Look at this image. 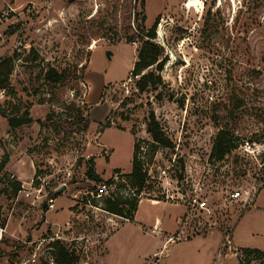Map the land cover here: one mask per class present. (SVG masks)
<instances>
[{"label": "rangeland", "instance_id": "374dc122", "mask_svg": "<svg viewBox=\"0 0 264 264\" xmlns=\"http://www.w3.org/2000/svg\"><path fill=\"white\" fill-rule=\"evenodd\" d=\"M108 1L0 0V59L14 62L12 93L0 92V104H20L34 120L10 128L0 115V264H55L56 240L76 251L78 264L154 257L160 264H264V257L243 254L264 251V169L240 146L264 137V0H198L191 8L187 0H145L139 11L146 29L161 17L154 40L163 52L160 102L135 88L131 71L141 42H125L120 14L118 42L108 30L86 39L81 23L109 18ZM48 68L71 76L47 83L38 75ZM150 110L173 148L152 142ZM220 128L232 132L236 148L214 161L209 154ZM136 141L150 180L137 196L134 221H126L107 212L103 200L133 197L125 175ZM89 166L102 181L88 177ZM37 169L42 191L54 199L47 214L35 194L25 198L8 181L13 173L27 183ZM233 190L251 191L240 211L228 198ZM195 193L212 214L188 206Z\"/></svg>", "mask_w": 264, "mask_h": 264}, {"label": "trees", "instance_id": "16d2710c", "mask_svg": "<svg viewBox=\"0 0 264 264\" xmlns=\"http://www.w3.org/2000/svg\"><path fill=\"white\" fill-rule=\"evenodd\" d=\"M109 10L101 17L95 18L94 15L86 19L81 23V28L85 31L86 39L93 37L99 33L110 31L112 33L113 42L120 40L119 30L117 28V18L120 14L122 17V23L124 27L123 37L125 42L133 43L138 39L141 44L138 48L137 60L134 63L131 74L135 79V88L139 93H153L155 99L160 102L166 94L161 89L163 81L158 71L162 70L163 60L161 47L154 42L156 38V28L160 21V16L156 18L155 22L150 29H146L145 15L139 9L145 5V0H109ZM136 22L135 25L132 24ZM34 50H30L29 54H33ZM153 68V69H151ZM14 70L13 59L5 55L0 59V92L9 95L12 93L10 84V77ZM71 73L69 70H58L55 68H48L42 70L38 78L46 81L47 83L63 84L64 81L70 78ZM125 104V103H124ZM81 120L86 118L81 115L82 111L77 108ZM0 115L7 119L10 128L19 127L22 125L31 124L34 120L29 115L28 108L22 109V105H14L10 109L2 107L0 104ZM127 116L129 114L127 113ZM50 118V115L47 119ZM41 123V121H37ZM107 127L109 124L107 123ZM146 131L150 135L154 144L164 148H173V143L161 126L160 122L156 118L153 110H150L146 118ZM236 148L234 135L228 128L218 129L213 144L210 150L209 159L214 161H221L226 155L231 153ZM140 145L139 142H134L132 153V168L130 173L125 175L126 181L129 183V187L132 189L133 197H122L117 195H110L104 198V209L110 214H114L123 218L126 221H134L135 213L138 208L137 196L143 193L145 189L149 188L150 174L145 167L144 160L140 157ZM43 175L40 170L35 171L34 179L35 184L38 185L39 181L36 179ZM87 175L90 179L100 182L102 179L96 175L91 166L88 167ZM106 184L111 185L112 179L105 181ZM20 181H14L12 189L14 192H18L21 186ZM50 248L53 252V261L55 264H78L79 256L76 251L67 247L62 241L56 240L51 243ZM243 254L247 258H262L264 257V251L256 248H244Z\"/></svg>", "mask_w": 264, "mask_h": 264}, {"label": "built area", "instance_id": "2783aa9c", "mask_svg": "<svg viewBox=\"0 0 264 264\" xmlns=\"http://www.w3.org/2000/svg\"><path fill=\"white\" fill-rule=\"evenodd\" d=\"M241 148L243 152L250 157H254L256 160H258V165L260 169H264V137L261 140L258 139H246L243 140L241 143ZM264 176V173H263ZM17 177L15 174L11 173L8 177V181L11 183L16 181ZM37 181H40L41 179H36ZM39 182L38 185L35 184V179L32 177L29 182L26 183L27 187L25 186V183H22L20 186V189L18 190V193H22L25 198H30L33 194H35L36 199L40 200V202H44L45 211H53L55 204L54 199L50 197L48 194H44L43 190V184ZM8 186L10 185L9 182ZM110 185L104 183L99 189H98V195H101L107 188H109ZM250 194L251 191H246L242 193L239 190H233L229 194V200L240 205L239 210H242L243 207L250 201ZM187 204L192 209H196V211H201L203 214H212L213 211L211 210L207 200L204 197L199 196L198 194L190 195L187 198ZM2 233V229L0 232V235ZM1 238V236H0ZM57 238H60L59 236ZM17 264V263H13ZM143 264H160V260L158 257H154L150 260H148L146 263Z\"/></svg>", "mask_w": 264, "mask_h": 264}, {"label": "crops", "instance_id": "0c3cea01", "mask_svg": "<svg viewBox=\"0 0 264 264\" xmlns=\"http://www.w3.org/2000/svg\"><path fill=\"white\" fill-rule=\"evenodd\" d=\"M31 174L33 175V174H34V171H32ZM15 175H16V174H15ZM16 177H17V180H16V181H20L21 183H26V181H25V180H22L20 176H16ZM63 207L67 208V210H68V216H69L70 213H71V211H70V209H69V208H71V204H70V202L67 203V202L65 201ZM44 209H45V206H44ZM48 212H51V211H46V214H47ZM157 223H159V220H158V219L155 221V224H154L155 228L157 227ZM158 226H159V224H158Z\"/></svg>", "mask_w": 264, "mask_h": 264}, {"label": "bare ground", "instance_id": "6f19581e", "mask_svg": "<svg viewBox=\"0 0 264 264\" xmlns=\"http://www.w3.org/2000/svg\"><path fill=\"white\" fill-rule=\"evenodd\" d=\"M188 7H198L199 1L198 0H187Z\"/></svg>", "mask_w": 264, "mask_h": 264}, {"label": "water", "instance_id": "95a60500", "mask_svg": "<svg viewBox=\"0 0 264 264\" xmlns=\"http://www.w3.org/2000/svg\"><path fill=\"white\" fill-rule=\"evenodd\" d=\"M64 189H65V187H61L60 189H58V190L56 191V194H60L61 192L64 191Z\"/></svg>", "mask_w": 264, "mask_h": 264}]
</instances>
